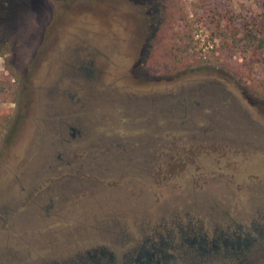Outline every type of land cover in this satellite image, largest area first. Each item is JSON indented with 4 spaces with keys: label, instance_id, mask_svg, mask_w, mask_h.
Returning a JSON list of instances; mask_svg holds the SVG:
<instances>
[{
    "label": "rangeland",
    "instance_id": "374dc122",
    "mask_svg": "<svg viewBox=\"0 0 264 264\" xmlns=\"http://www.w3.org/2000/svg\"><path fill=\"white\" fill-rule=\"evenodd\" d=\"M181 2L190 18L197 12L187 55L214 54L219 65L175 73L160 47L162 60H150L161 32L159 0H0V264H66L98 249L118 258L145 239L167 238L173 227L178 244L186 223L193 239L218 246L199 253L201 262L194 260L198 252L191 262L175 250L169 264H238L229 250L254 253L256 231L264 228V99L256 93L264 46L258 60L245 54L237 28H254L264 0ZM127 32L144 45L117 41L119 48H107ZM78 47L87 61L94 50L104 56L97 85L87 86L68 67ZM206 82L231 97L216 107L205 102L211 107L188 121L191 131L206 128L241 148L200 146L175 154L177 168L168 155L157 166L137 140L152 141L142 134L169 124L147 113L148 103L166 109L165 99L180 89L202 100L198 89ZM212 109L224 116L219 130ZM127 142L144 159H124L115 148Z\"/></svg>",
    "mask_w": 264,
    "mask_h": 264
},
{
    "label": "trees",
    "instance_id": "16d2710c",
    "mask_svg": "<svg viewBox=\"0 0 264 264\" xmlns=\"http://www.w3.org/2000/svg\"><path fill=\"white\" fill-rule=\"evenodd\" d=\"M160 3V15H161V28L158 32L157 36L155 38V41L153 42L152 51H151V57L150 60H162L158 55H160V52L158 51L159 47L161 49V52H165L170 58L172 59V68L171 70L175 73L184 72L188 68H192L195 66L200 65H219V59L217 57H214V54L211 55H190L191 57L187 55V48L189 47V44L193 41V36L190 34V30L195 25V18L197 16V12H193L192 18H190V14L185 9L184 5L182 4L181 0H159ZM202 3V1H201ZM260 18L264 19V14H262V17L255 16L252 18V21L254 20V28L249 27V24L243 25L242 28L238 27L237 31L242 34L241 38V44L243 45V52L245 54H250L254 59H259V54L263 51L264 46V38H261L264 35L263 27L260 26ZM216 30L219 33L223 32V27L221 25L215 26ZM218 33V34H219ZM220 35V34H219ZM236 44L235 42H233ZM3 54V53H1ZM235 76L241 77L243 74L242 72H234ZM238 77V78H239ZM244 83H247L244 81ZM256 88V93L259 97L264 99V81L261 82V84H258ZM191 102H197L200 103L201 100L193 95L190 97ZM204 100H202L203 102ZM208 103H213L216 105L218 104L215 100H208ZM203 104V103H201ZM207 107H211L210 104H204ZM197 123V122H196ZM180 125V124H179ZM195 125V123H194ZM3 128V126L0 125V129ZM179 131L182 132H188L187 130L183 129L181 126H179ZM162 141V139H160ZM157 143H159V140H157ZM167 158L169 160H172L169 162L170 166L173 167L175 165L174 155H168ZM168 163V162H167ZM190 211V210H189ZM194 212H199V209L193 208ZM203 213V211H201ZM200 213V212H199ZM185 216L188 215V213H183ZM187 214V215H186ZM188 218V217H187ZM190 218V217H189ZM192 219V218H191ZM182 228L179 231L180 237H177V243L172 241V238L174 237L173 233L175 231V227L169 229V234H167V238H163L162 236L158 235V241H152L150 239H145L142 245H139L136 247L132 252H129L128 254L119 256L118 258H115L111 256L110 254L104 252L106 250L98 249L95 252H84L82 254H77L73 260L72 263H66V264H145L144 262H151V264H169V261L175 260V255L177 256V253L180 252L181 256L183 255V258H185V261L187 259L186 254L191 249V254L194 255V252H198V256L194 259L197 260V262H201V255L199 253L205 251V253L209 252L212 247H217L218 245L215 243V245L212 243L210 246H206V243H201L204 237L202 238H195L191 237V229H193L189 224H183ZM193 231H195L193 229ZM176 237V236H175ZM204 241V240H203ZM182 251H179L181 250ZM177 250V251H175ZM214 250V249H213ZM175 251V255H173V252ZM230 253H235L236 258L233 260L234 262H237L239 259H242L240 257V254L235 252L234 250H229ZM166 253H171L170 255H165ZM190 252V251H189ZM163 256L166 258L163 259ZM130 260V262H128ZM150 264V263H149ZM238 264H245V263H238ZM257 264V263H256ZM258 264H264V256L263 259H261V262Z\"/></svg>",
    "mask_w": 264,
    "mask_h": 264
},
{
    "label": "flooded vegetation",
    "instance_id": "af4514ba",
    "mask_svg": "<svg viewBox=\"0 0 264 264\" xmlns=\"http://www.w3.org/2000/svg\"><path fill=\"white\" fill-rule=\"evenodd\" d=\"M127 42V43H136L139 44V46L142 44L144 45V40L142 38L136 39L134 37L131 36L130 32H127V34H125L124 36H118L117 39L115 38H111V42L109 41L107 43H109L110 45L107 44V48H114V44L117 48H119L118 42ZM96 48H99L98 46ZM82 48L78 47L75 50V56H73L71 58V60H68L67 63L68 67L70 69H73L74 73L76 72L77 74L81 75V77L85 78L86 80L89 81V83H86L87 86H94L97 85L96 80H97V76L100 74L99 72H101V70L103 69V60L104 59L102 56H100V52L94 50L93 53L88 54L89 59L88 61L85 60L84 58H80V56L78 57L79 52H82L81 50ZM101 49V48H100ZM98 50V49H97ZM123 50V49H122ZM108 57V56H107ZM80 58V59H79ZM84 59V60H83ZM76 67V68H75ZM69 89L71 90L73 87L71 85H69ZM78 86V85H77ZM52 87V86H51ZM56 85H53V87L51 89H53V91L56 90ZM198 90H202L201 92L203 93L202 95L200 94V96L202 97V100H204L200 103L197 102H191L190 97L193 96L192 93L186 92L184 89H180V92L175 95V96H168V98H166L165 100L169 103L168 108L166 107V109H161L156 107V105L160 106V104L157 103L156 100H154V104H149L148 103V110L146 111L147 113H149L150 115H152L153 118L156 117H161V116H165L168 118H165L167 121V123L169 124V126H156L155 130L153 132H146L144 134H142V137H152V141L146 142L145 141H139L137 140V142L140 143L141 146L144 147V149L147 151V149L149 150V156L147 157L150 161L154 160L157 164V166L161 165V160L163 161V159L167 156V155H177V153L183 151H191L193 152L195 149L199 148L200 146H203L202 148L205 149L207 148V146H212L214 148H218V149H222L223 146L222 144H230L231 146H233L235 148V150L237 148H241V142L239 141H231L230 139H220V133L217 137H215V135L213 134H209L212 133L210 130L206 129V128H200V130H198L196 133H193L192 127L190 123H188V121H192L193 120V116L200 113L203 109H207L209 107H207L205 104V102H207L208 100H215V101H222V105L224 104L223 102H226L230 99L231 94L226 92V90L224 89V87L221 86V84L218 83H212V82H206L205 84H203L202 88L198 89ZM64 95V94H63ZM62 95V96H63ZM70 98L73 96L74 94L73 92H69L68 95ZM210 97V99H207V97ZM212 96V97H211ZM64 97V96H63ZM65 98V97H64ZM232 100V99H231ZM235 101V100H234ZM203 103V104H201ZM141 106H145L144 104H141ZM210 109V108H209ZM198 110V112H197ZM213 114L211 117H214V119L212 121H214L215 119L219 118L218 122H216V128L219 130L221 128V126L218 124L220 123L221 119H223V115L221 113L220 110H213ZM197 112V113H196ZM209 113V112H208ZM207 120L211 119L209 115H204ZM173 118L172 123H170L169 121H171L170 119ZM221 118V119H220ZM155 123H157L156 120H154ZM153 121V122H154ZM151 123V122H149ZM180 124V125H179ZM179 126H181L183 129L187 130V131H191L189 132H182L179 131L178 128ZM64 128L66 126H63ZM68 127V126H67ZM191 127V128H189ZM69 129V127H68ZM70 129L72 130L71 133L68 132V136L70 138H74L76 131L70 127ZM65 132V131H64ZM144 135V136H143ZM168 135V136H167ZM160 139H162V141H160ZM64 140V138H63ZM155 140V141H154ZM157 140H159V143H157ZM132 142H127L124 144L123 147L116 146L115 149H121L122 152H124V159L129 157V158H138L139 157L141 159H144V153L138 155L136 149L137 146L135 145L134 147L130 146L132 145ZM202 144V145H199ZM107 145V144H106ZM111 148V147H110ZM109 148V149H110ZM63 149H66L65 147H63ZM108 149V146H107ZM113 150V149H111ZM111 152V151H110ZM126 153V154H125ZM111 156L110 160H115V158H117L118 156L121 157L123 159V157L121 156V154H114V153H109ZM109 154L107 153L106 157L108 158ZM157 156V157H156ZM156 157V159L154 158ZM98 159V157H97ZM147 159V160H148ZM178 160L176 159L175 161V165L173 167H178ZM149 164V163H148ZM155 164V165H156ZM151 165V164H150ZM176 170V169H175ZM49 207H47L48 209ZM49 210L46 211V215L49 216ZM38 215V214H36ZM258 238L254 239V253H248V254H240V257L242 259H239L238 262L239 263H245V264H258L259 262H261V259H263L264 256V228L259 229L258 231H256ZM221 234V233H220ZM220 235L217 236V238H219ZM204 240V239H203ZM202 240L201 243H205ZM216 240H213L212 243L215 245ZM250 242L252 241V238L249 240ZM212 248H215L214 246ZM189 250L188 253L186 254L187 259L192 262V254L191 249H187ZM183 257V255L181 256ZM163 259L165 260L166 258L163 256ZM130 262V260L128 261ZM145 264H151V262H144ZM42 264H58L55 262H50V263H45L43 262ZM61 264H65V263H61ZM156 264V263H155ZM158 264V263H157ZM190 264V263H189Z\"/></svg>",
    "mask_w": 264,
    "mask_h": 264
}]
</instances>
